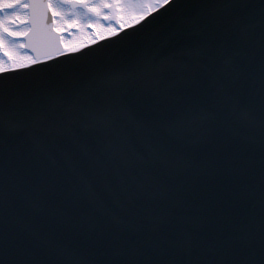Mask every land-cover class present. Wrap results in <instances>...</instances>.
<instances>
[{
  "label": "snow or ice",
  "instance_id": "1",
  "mask_svg": "<svg viewBox=\"0 0 264 264\" xmlns=\"http://www.w3.org/2000/svg\"><path fill=\"white\" fill-rule=\"evenodd\" d=\"M38 5L43 6L45 17L51 19L50 30L57 34L43 64L38 57L27 55L26 45H15L25 49L23 55L13 46L16 41L30 38ZM134 5L144 7L139 10L129 7ZM180 7L178 0H0V83L7 88L22 73L48 71L53 56L58 64L65 59V53L69 59L84 55V48L64 39L65 32L80 27L93 28L103 41L105 33L99 31V24L81 25L80 18L125 21L128 16L130 27L120 23L119 28L108 29L111 42L127 37L129 31L143 28L145 22L151 24L158 15L163 17ZM225 7L233 10L230 21H217V26L209 29L193 20L191 28L176 34L175 46L159 54L163 69L198 51L206 62L205 71L191 72L179 89L164 94L116 91L99 110L94 125L71 130L72 144L93 129L101 131L105 139H91L82 154L71 153L79 163L78 183L58 202L48 197L49 213L53 219L63 221L65 208L76 201L85 210L83 223L89 228L95 227L92 221L98 211L110 216L119 225L124 239V247L118 253L122 259L111 264H150L142 257L152 251L184 257L175 264H264V176L258 194V234L252 226L254 214L248 220L239 219L231 230L211 241L207 234H196L178 224V205L190 207L191 203L190 194L186 195L176 183L177 177L194 168L207 171L213 167L211 161L196 162L189 157L186 139L192 127L203 126L208 135L233 119L246 123L252 119L258 105L264 128V57L257 77L239 51L240 41L251 27L246 16L251 17L256 9L264 32V0L259 4L242 0ZM228 52L231 55L227 70L217 68V61ZM128 70L141 71L138 65ZM122 75L117 73L111 79L119 80ZM122 113L127 114V120L121 119ZM16 132L21 136L30 134L24 128ZM60 135L63 133L52 135V147L67 150V145L56 139ZM8 179L6 174V183ZM16 182L13 177L14 186ZM232 195L247 203L256 197L255 192L243 186H238ZM44 203L40 197L29 194L10 202L6 195L4 211L11 208L14 213L32 215L41 210ZM41 245L42 254L51 257L46 264H96L88 245L76 241L57 243L31 225L22 226L11 240L5 235V256L11 248L17 258L0 260V264H34L25 257ZM219 254L230 259H217Z\"/></svg>",
  "mask_w": 264,
  "mask_h": 264
},
{
  "label": "water",
  "instance_id": "2",
  "mask_svg": "<svg viewBox=\"0 0 264 264\" xmlns=\"http://www.w3.org/2000/svg\"><path fill=\"white\" fill-rule=\"evenodd\" d=\"M239 2L242 0H181L179 10L166 15V24L170 25L162 31L152 48L160 50V53L171 50L175 46L176 34L191 28L193 20L197 21L199 26H207L209 29L215 28L217 21H230L233 18V10L225 6ZM193 3L195 5H192ZM246 19L251 27L247 35L242 37L239 51L258 77L264 57V32L259 23V10H254L253 15L246 16ZM158 21L148 24L147 28L152 29ZM34 22L37 26L36 44L45 46L43 53H48L51 51L50 44L55 40V35L50 30V23L43 13L42 5L36 6ZM127 44L128 42L122 43L121 38L106 41L87 49L84 55L70 59L65 56L58 64L53 60V64L48 66L49 72L40 79L23 76L25 73L17 77L24 81L19 86L35 90H25V100L19 102L20 107H25L28 111L38 110L40 116L36 123L32 124L33 130H28L30 133L28 135L21 136L16 133L9 140L10 135L0 133V177L7 174L16 178L19 168H29L20 190H16L11 183L8 186L6 182L0 184V205H5L6 195L10 202L21 199L25 194L34 198L39 197L41 193L39 189H44L49 182L56 183V193L61 196L59 201L62 200L64 194L78 183L79 163L71 157V153L82 154L91 139L97 141L105 139L101 131L93 129L88 135L82 136L78 143L72 144L71 130L94 125L99 110L109 102L116 91L126 89L133 94L145 92L164 94L179 89L191 72L205 71L206 62L198 51L194 50L180 63L165 65L161 69L160 53L133 58L132 48L129 47L127 51L122 49ZM230 55L231 52H228L219 59L217 68L227 70ZM116 64L126 66L128 69L138 65L141 71L128 70V74L120 78L123 81L105 84L104 81H113L112 76L119 72L114 71ZM106 85L108 87H105ZM14 92L23 94L17 88L11 90V94ZM48 115L55 117L52 122L49 121ZM121 119L127 120V114L122 113ZM7 122L0 120V124ZM14 122L26 129H29L32 123L24 117L14 118ZM57 132L63 133L56 139L60 144L67 145V150L52 147L51 137ZM186 144L190 158L196 162L211 161L213 167L207 171L194 168L177 177L176 183L182 187L186 195L190 194L191 203L190 207H185L182 203L178 205V224L196 234H207L211 241L217 235L231 230L239 219L248 220L254 214L252 226L258 234L260 229L258 194L264 176V128L261 126L259 106L254 109L249 122L240 123L233 119L208 135H205L203 126H193L187 134ZM238 186L255 192L254 200L247 203L235 199L232 193ZM42 211L43 208L32 215H21L14 213L10 208L8 212L4 210L1 212L0 258L6 257L3 251L5 235L11 240L24 225L37 228L46 238L52 235L61 244V236L53 234L51 232L53 228L74 237H81L79 234L81 231L91 233L90 229L81 227L85 210L81 209L76 201L70 202L65 208L66 216L63 221L53 219L51 215L44 218ZM99 212L100 214L93 220L95 223L105 227H119L110 216ZM108 241L124 245L122 236L121 239H93L87 245L90 247L97 243L107 244ZM49 259V256L47 260L44 257L40 264H45ZM142 259L150 264H175L184 257L175 253L169 257L152 251ZM217 259L226 261L230 257L219 254Z\"/></svg>",
  "mask_w": 264,
  "mask_h": 264
},
{
  "label": "rangeland",
  "instance_id": "3",
  "mask_svg": "<svg viewBox=\"0 0 264 264\" xmlns=\"http://www.w3.org/2000/svg\"><path fill=\"white\" fill-rule=\"evenodd\" d=\"M129 7L139 10L140 8L144 6L134 5V6H129ZM69 15L71 14L69 13ZM127 21H128V16L125 17V21H118V20H113V19L104 20V19H96V18H94L93 21H85L83 18H80L81 25L85 23L99 24L100 26L99 31H103L105 33V36L108 35L109 28H119L120 23H125V25L127 26L128 25ZM63 36H64V39L67 40L69 43H75L80 46L85 45L96 39H99L97 31L94 30L93 28H87V27H80L78 29H73L70 32H65ZM29 39H24V40H19V41L14 42V45H13L14 50L17 51L19 54L23 55L25 53V49L18 48L15 45L24 44L27 46V55L29 57H32V55L29 52V46H28ZM8 44H9V41L6 39V46H8Z\"/></svg>",
  "mask_w": 264,
  "mask_h": 264
}]
</instances>
